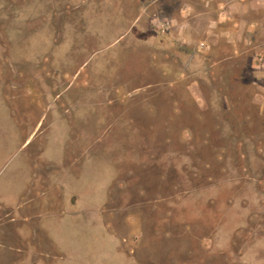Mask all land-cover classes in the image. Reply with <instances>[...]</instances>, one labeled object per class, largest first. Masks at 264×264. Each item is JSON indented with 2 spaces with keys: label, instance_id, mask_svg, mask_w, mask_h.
<instances>
[{
  "label": "rangeland",
  "instance_id": "374dc122",
  "mask_svg": "<svg viewBox=\"0 0 264 264\" xmlns=\"http://www.w3.org/2000/svg\"><path fill=\"white\" fill-rule=\"evenodd\" d=\"M260 2L0 0V79L16 87L7 92L0 84V200L23 192L28 151L20 147L30 125L42 115L41 123L55 118L38 106L34 116L21 115L15 94L27 99L28 82L42 91L32 86L28 94L42 106L44 92L51 99L58 85L75 86L55 124L43 130L40 166L62 152L69 117L75 129L91 122L86 132L93 135L112 124L99 144L120 168L115 172L103 153L88 149L76 180L65 185L61 250L53 249L59 257L51 264H121L116 241L99 232L97 214L81 213L103 208L118 177L103 208L105 223L136 264H264ZM251 20L258 25L249 26ZM87 55H94L87 73L72 77ZM7 64L30 79L9 74ZM144 141L151 149L141 148ZM51 211L36 214L43 221Z\"/></svg>",
  "mask_w": 264,
  "mask_h": 264
},
{
  "label": "flooded vegetation",
  "instance_id": "af4514ba",
  "mask_svg": "<svg viewBox=\"0 0 264 264\" xmlns=\"http://www.w3.org/2000/svg\"><path fill=\"white\" fill-rule=\"evenodd\" d=\"M55 13H58V12H55ZM116 42L114 41L113 44ZM113 44H111V46ZM8 51H9V48H8ZM93 56L94 55H87L86 58H84V60L78 66L75 65V69H74V73H72V77L79 78L81 71L82 72L86 71L87 73V70L89 68V65H90V62ZM6 62L7 60H5V63ZM10 64H7L8 69H10ZM28 73L29 72H27L26 74H16L12 68L9 70V74H12L18 78L24 77L25 79H30ZM4 79H0V84L3 86V88H6L5 90L7 92L9 91L15 92L16 87L14 90H12L14 87L13 88L12 86L10 87L8 83L9 81H7L6 83V80ZM78 82H82V81H78ZM28 83H30L31 85L30 88H33L32 86H35V81L28 82ZM10 84H13V82ZM36 86H35V89L38 92H42L39 90L38 87L36 88ZM58 86H59L58 88L60 89L53 90L54 94L52 95L53 97L51 99H47V97L49 98L51 96L50 93H48L51 91L44 92L47 94L46 101L42 102V104L44 103V106L39 105L40 102H35L34 100H31V95L29 96L28 94H32L33 91L30 88L24 90L26 93L25 96L27 97V99H19L20 93L18 94L16 92L18 95L15 94V98L18 99V108L22 111L21 115L31 114L30 116H34L33 114L37 112V106H38L41 108L42 113H44V111L48 112V114L53 113L55 118L52 119V118L46 117L45 119L46 124H44L45 121H43L42 123L40 122L43 115L40 116L35 124L30 125L29 132L22 139L20 148H23V150L28 151L26 152L27 153L26 158H27V167L30 169L26 177L27 176L30 177L32 181V184L30 188L28 189V191H26L27 188L25 187L20 196L13 197L12 195H10L7 198L5 197L4 202L0 200V228H4V227L8 228L10 230L9 233L11 234V237H12L11 241H7L9 243V244L7 243V245L5 244V242H3L4 240L2 238H0V240H1V243H4V246L6 248L5 251L9 253V256L11 255L10 257L13 262L22 260L24 261V263L29 262L30 264H51L55 258L59 257L53 253V249H51L52 246L49 242H47L48 243L47 245L46 240L44 236L42 235V232L40 230H37L38 231L37 232L36 229L32 230V227L34 228L33 224H36L39 219V216L36 214L38 210L44 207H47L50 210H52L51 212H54V211L59 212L61 210L63 211V208H62L63 203H61L63 190L61 188H58L60 183L58 182L56 178L53 181L56 187L54 189H51L48 185V180H49L48 176L50 174L45 172L46 169H48V166L47 164L40 166L43 164V163L41 164V157L44 151V141H45V139L43 138L44 136L43 130L45 131L46 128H50V126L55 124L56 118H58L62 113V112L60 113L59 109L61 108V105L63 106L61 102H63L64 96L66 95V93H68L71 90V88L75 87L70 83L65 87H61L60 85ZM93 106L94 108H98L95 105ZM61 111H62V108H61ZM65 112H66V109L64 110V113ZM69 114L71 115V113L67 112L68 116ZM108 116H111V118L114 119V114H112L111 112L110 114H108ZM212 116H214L213 118H217L215 117V115H212ZM71 117H69L70 118L69 133L67 131V136H66L68 141L66 142V145L63 148L64 153L66 154V161L64 162L65 163L64 165L68 164L64 168L66 169L68 168L69 170L74 168L75 171H77V169H79L84 159L87 157L86 155H87L88 149H90L91 151L94 150V154L103 153L107 157V160H108L109 156L107 155V151L103 150L102 145L99 143H100V140H102L103 138L106 139V137L108 136V135L106 136V133H107L106 131H108V127L112 126V124L106 123V125L103 127L104 131L102 130L97 135H93L92 131L86 132L87 126L91 125V122L89 124L87 121H85V125L75 129L74 127L75 121H74V118L73 117L71 118ZM121 121H122V124H125L126 126H128L127 123H130V125L132 124V122L128 121V119L126 120L125 118H118V123H120ZM141 139L145 140L143 137H141ZM151 147H152V144L149 141H144L141 146L142 149H151ZM232 147H233L232 149L230 148L228 149V152L232 151L233 153V149L235 148V146H233L232 144ZM96 150L97 152H95ZM112 160H113V163L111 160L110 162L108 160V162L110 166L113 167L116 172V170H118L120 166L116 162L115 159L112 158ZM148 162L152 163V160L148 158L146 164ZM155 162L156 160L153 161L152 166H155L156 164ZM187 165L189 167L192 166L191 169H193L194 165L192 164L190 165L187 164ZM41 170H43V173H40ZM78 172L79 171H77V174ZM116 179L115 178L113 179V181L109 185V188L111 187L114 180ZM119 180H121V178L118 177L117 182ZM24 183L25 182L23 181V187H24ZM30 183L31 182H29V184ZM109 188L107 192L108 200H109ZM108 200H107V203H108ZM107 203L103 206V208L107 205ZM4 205H8V206L6 207ZM103 208H101L100 210L97 209L95 211L92 210V211H87V212L90 213L89 215L97 214V218L98 216H100L101 221L103 223V227L106 228V230L109 233V236H111L112 239L116 241V244L118 247L117 251L124 254L126 257H128L131 261L130 264H136L135 256L133 255L131 256L130 254L125 252L124 246L121 244L122 239L118 237L116 234L111 233L109 229L107 228L108 224L105 223L106 214H104ZM81 213H84V211ZM71 214L72 212L70 213V215ZM27 232H30L31 236H30V233H29V236H26ZM208 255H215L214 257H217V255L222 256V257H228L227 253L224 251H217V254L215 252L208 251Z\"/></svg>",
  "mask_w": 264,
  "mask_h": 264
},
{
  "label": "crops",
  "instance_id": "0c3cea01",
  "mask_svg": "<svg viewBox=\"0 0 264 264\" xmlns=\"http://www.w3.org/2000/svg\"><path fill=\"white\" fill-rule=\"evenodd\" d=\"M260 1L264 2V0H260ZM252 3H255V1L252 2ZM252 3H251V7H254V4H252ZM260 5H262V4H260ZM260 7H262V6H260ZM249 24H250L249 26H252V27H255V26L258 25L253 20H251ZM67 141H68L67 137L64 136V138H62V144H61L62 148L65 147ZM61 150H62V152L59 153L56 156L55 161L54 160H48L47 161L48 169H46L45 172L50 174L48 176V178H49L48 185H49V187L51 189H54L56 187L54 185L53 181L57 178L58 182L60 183L58 188H61L63 190L62 191V198H61L62 202L61 203L66 204L68 202L69 198H70V194H66L64 192L65 188H66L65 187L66 182H67V180H69V182H72L73 180L75 181L77 176H78V174H77V171H75L74 168L70 169V170L68 168L67 169L64 168L68 164L64 165L65 164L64 162L66 161V154L64 153L63 149H61ZM26 170L29 173L30 169L28 168ZM40 173H43V170H41ZM70 173H71V175H70ZM28 181L31 182V183L29 184ZM24 182L25 183H24V187L23 188L26 187L27 188L26 191H28V189L30 188V186L32 184V181H31L30 177L27 176L26 179H24ZM4 206L7 207L8 205H4ZM62 212L63 211L61 210L59 212L58 211H54V212L50 213L47 216V218L43 220L45 222L41 221L40 218H39L38 222L36 224H33L34 228L32 227V230L36 229V231L40 230L42 232V235L44 236V238L46 240V243L49 242L51 244V246H52L51 249H55L56 246H57L58 249L61 250L59 248L58 237H59V233L61 231V227L64 224V222H62V221H66V220L63 219L65 216H63ZM71 212L72 211H70L69 214ZM87 214H90V213L87 212V211H84V215L87 216ZM91 219H92V217H90V221H91ZM95 222H96V224H97V226L99 228V232L104 233V230H105V233L109 236L108 231L106 230L105 227H103V223L101 221L100 216H98V218H96ZM62 231H65V229H62ZM9 232H10V230L8 228H5V227L4 228H0V238H2L4 240L3 242H5L6 245L8 243L7 241H11L12 240L11 234ZM29 233L30 232H27L26 236H29ZM30 236H31V233H30ZM47 245H48V243H47ZM5 250H6V248L4 246V243H1V240H0V264H30L29 262L24 263V261H22V260L13 262L11 257H10L11 255L9 256V253L6 252ZM118 254L121 255V257H122L121 264H130L131 263L130 259L128 257H126L124 254H122L120 252H118Z\"/></svg>",
  "mask_w": 264,
  "mask_h": 264
},
{
  "label": "trees",
  "instance_id": "16d2710c",
  "mask_svg": "<svg viewBox=\"0 0 264 264\" xmlns=\"http://www.w3.org/2000/svg\"><path fill=\"white\" fill-rule=\"evenodd\" d=\"M225 98H227L226 96H225ZM224 112H226L225 110H224ZM221 138H223V137H220V139ZM228 140H230V145H229V147L228 148H230V149H232V140H234L233 139V137L232 138H227ZM227 153V152H226ZM231 153H232V151H230V152H228L226 155L227 156H225V157H228V158H231ZM214 156V155H213ZM191 157H192V155H189V156H186V158L189 160V162L191 161ZM194 158H196L197 160H199L200 158H199V156H195ZM214 158V157H213ZM225 160H226V158H225ZM201 161V160H200ZM191 163V162H190ZM211 166H214V165H209V163L208 162H205L204 164H203V167L204 168H211ZM214 167H216V165L214 166ZM222 168H224V167H222ZM208 170H211V169H208ZM209 180L211 179V177H209L208 178ZM207 183V182H206Z\"/></svg>",
  "mask_w": 264,
  "mask_h": 264
}]
</instances>
